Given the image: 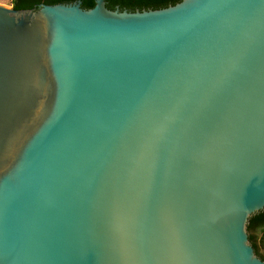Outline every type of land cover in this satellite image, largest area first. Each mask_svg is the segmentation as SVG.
<instances>
[{
	"label": "water",
	"instance_id": "1",
	"mask_svg": "<svg viewBox=\"0 0 264 264\" xmlns=\"http://www.w3.org/2000/svg\"><path fill=\"white\" fill-rule=\"evenodd\" d=\"M0 4V264H264V0Z\"/></svg>",
	"mask_w": 264,
	"mask_h": 264
},
{
	"label": "trees",
	"instance_id": "2",
	"mask_svg": "<svg viewBox=\"0 0 264 264\" xmlns=\"http://www.w3.org/2000/svg\"><path fill=\"white\" fill-rule=\"evenodd\" d=\"M75 1L81 2L83 9H91L94 6L93 0H12L11 5L15 10H37L38 6L68 4ZM182 0H106L105 7L109 10L119 9L128 12L142 10H159L168 6H173ZM248 240L255 254L264 261V257L259 253L258 242L264 247V211L253 215L247 224ZM257 236H259L257 242Z\"/></svg>",
	"mask_w": 264,
	"mask_h": 264
},
{
	"label": "rangeland",
	"instance_id": "3",
	"mask_svg": "<svg viewBox=\"0 0 264 264\" xmlns=\"http://www.w3.org/2000/svg\"><path fill=\"white\" fill-rule=\"evenodd\" d=\"M11 2L12 0H0V4L6 7H9V8H12ZM258 239H259V236H257V242H258ZM258 247H259V253L264 257V247L262 246L260 242H258Z\"/></svg>",
	"mask_w": 264,
	"mask_h": 264
}]
</instances>
